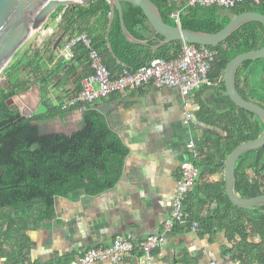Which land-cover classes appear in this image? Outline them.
I'll return each instance as SVG.
<instances>
[{"label": "trees", "instance_id": "trees-1", "mask_svg": "<svg viewBox=\"0 0 264 264\" xmlns=\"http://www.w3.org/2000/svg\"><path fill=\"white\" fill-rule=\"evenodd\" d=\"M150 1L167 25L207 34L221 31L240 14L255 12L264 15V3L239 4L233 9H223L199 4L192 6L188 4L190 0ZM110 10L108 0L58 7L51 16L52 19L60 16L56 41L59 38H62L61 43L68 41L73 36L74 27L80 24L83 29L79 34L87 33L91 49L99 53L113 78L125 70L133 73L154 59L173 61L180 57L182 42H170L152 51V47L164 38L155 33L142 9L129 3H122L125 27L134 38L149 41V45H134L126 40L116 11L109 32L110 51L106 40ZM176 14L179 24L173 17ZM263 47L264 26L259 23H248L220 45L207 47L217 52L208 76L216 85L204 87L199 92L194 114V120L209 129L199 142L198 151L206 149L211 153L206 154L203 166L199 167L195 183L197 196L193 204L188 203V209L200 224L202 236L212 240L219 232L224 233L230 247L223 250V256L230 257L237 264H264V207L242 210L233 206L226 196L225 181L199 184L205 176L224 170L233 150L257 139L263 131L264 125L256 115L232 103L223 82L230 61ZM53 48L47 46L43 52L28 50L20 56L21 49L0 75V169L3 170H0V244L8 243L10 239L15 241L10 264H21L26 260L27 244L21 239V232L34 222L53 219L55 198L97 196L112 189L121 179L124 160L129 155V149L109 128L105 117L88 104L71 108L61 105L32 118H21L16 107L6 106V101L39 84L42 104L47 107V98L54 85L57 88L61 83V74L77 75L79 64L89 62L90 65L89 49L83 45L74 49L70 62L59 60ZM44 54L48 57V65L57 62L55 69L44 66ZM259 71L264 74V59L244 62L235 73L241 96L258 105L259 102L264 104V99H259ZM250 77L256 79L258 85L257 89L254 87L253 91L247 92L243 85ZM80 92L78 90L69 101ZM207 92H212V96L203 98ZM79 108H83L84 113L78 131L70 136L36 140V128L32 122L57 116L64 119L71 110ZM235 171V192L240 198L264 196V147L242 156ZM204 206L207 209L199 212L198 209Z\"/></svg>", "mask_w": 264, "mask_h": 264}, {"label": "crops", "instance_id": "crops-1", "mask_svg": "<svg viewBox=\"0 0 264 264\" xmlns=\"http://www.w3.org/2000/svg\"><path fill=\"white\" fill-rule=\"evenodd\" d=\"M59 19L60 16L57 19L50 17L45 24L55 32L59 31ZM81 29L80 24L76 25L71 38ZM47 58L46 54L42 57L44 66L55 69L57 62L48 65ZM91 72L89 62H86L78 65L77 75L61 74V83L52 88L47 107L42 104L38 113L43 114L46 109L61 105L64 108L81 90L82 80ZM212 85L216 84L211 82ZM257 85V80L250 77L243 88L249 92ZM202 89L204 87L189 97H184L175 88L131 89L88 104L105 117L109 128L129 149L121 179L112 189L97 196L59 198L57 207L54 205L53 219L34 222L21 232V239L27 244L26 260L21 264H69L91 248L111 245L121 235L144 240L162 234L163 224L172 212L181 166L188 154L186 145L194 138L198 146L209 132L207 127L194 120ZM212 94L207 92L203 98ZM259 99H264V74L261 71ZM259 106L264 108L261 102ZM185 112L192 114L190 126L184 124ZM83 113V108L73 109L64 118L67 134L80 129ZM210 153L206 149L199 151L198 169L203 166L206 154ZM221 181H225V168L213 176H205L199 185L220 184ZM195 196L194 186L188 196L190 205ZM206 209L204 206L198 210ZM164 238L165 243L156 253L154 264H237L230 257L223 256V250L230 245L222 232L209 240L200 233L176 229L166 233ZM14 242L10 239L8 243L0 244V264H10ZM95 264L113 263L99 261ZM125 264H139L136 255L128 258Z\"/></svg>", "mask_w": 264, "mask_h": 264}, {"label": "built area", "instance_id": "built-area-1", "mask_svg": "<svg viewBox=\"0 0 264 264\" xmlns=\"http://www.w3.org/2000/svg\"><path fill=\"white\" fill-rule=\"evenodd\" d=\"M261 4L264 0H190L189 5L216 6L223 9H233L239 4ZM179 24L178 14L173 15ZM58 30L47 28L44 25L31 38V49L43 52L47 46H55ZM91 41L87 33L71 38L61 43L56 51L58 57L70 62L73 51L78 45L89 49V61L92 74L82 80V89L77 97L65 106L71 108L77 104H92L97 100L119 95L133 89L151 90L162 88L179 89L184 97L211 85L209 72L217 52L207 47H196L183 44L180 57L173 61L154 59L146 66L133 73L123 71L116 77H111L104 66L101 56L91 49ZM192 114L184 113V124L190 126ZM186 149L187 157L181 166V178L177 184L170 217L163 224L162 234H156L139 240L133 235H121L115 238L109 246L91 248L82 256L75 258L69 264H95L99 261H109L113 264H125L126 260L134 255L139 264H154L156 253L165 243V234L180 227L186 232L199 233L200 224L195 221L189 212L188 196L199 177L197 162L200 154L197 141L191 138Z\"/></svg>", "mask_w": 264, "mask_h": 264}, {"label": "water", "instance_id": "water-1", "mask_svg": "<svg viewBox=\"0 0 264 264\" xmlns=\"http://www.w3.org/2000/svg\"><path fill=\"white\" fill-rule=\"evenodd\" d=\"M92 1L95 0H0V75L11 63L15 54L21 49L23 51L34 34L48 21L54 9L60 6L85 5ZM108 2L111 10L109 13L106 40L110 51L112 50L109 44V32L116 11L119 14L121 29L126 40L134 45H149V41H140L127 31L123 19L122 3H129L142 9L149 25L155 33L164 38L158 45L152 47L153 52L170 42H182L186 45L200 47H216L248 23H259L264 26V15L248 12L233 17L221 31L214 34H207L167 25L163 21L158 8L150 0H108ZM61 41L62 38L56 41L53 48L54 52L61 44ZM262 59H264V47L257 51L238 55L228 63L223 75V82L226 94L232 103L236 107L256 115L264 125V108L254 101L245 100L239 93L235 83V73L242 63ZM6 106H16L19 109L21 118H32L41 108L40 85L35 84L30 89L9 99L6 101ZM64 123L65 120L61 116H57L46 121L32 122L31 125L36 128V140L38 141L45 138L70 136L71 134H67L65 131ZM262 147H264V128L257 139L245 142L235 148L226 161V196L232 205L239 209L248 210L256 207H264V196L243 199L235 192V169L239 159L245 154ZM58 202L59 198L57 197L55 198V207H57Z\"/></svg>", "mask_w": 264, "mask_h": 264}, {"label": "rangeland", "instance_id": "rangeland-1", "mask_svg": "<svg viewBox=\"0 0 264 264\" xmlns=\"http://www.w3.org/2000/svg\"><path fill=\"white\" fill-rule=\"evenodd\" d=\"M44 25H45V26H44L45 29H47L48 27L46 26V24H44ZM79 35H81V34H78L77 36H79ZM77 36H75V37H77ZM75 37H73V38H75ZM69 40H70V39H69ZM69 40H68V41H69ZM31 42H32V40L29 41V43L26 45V47H25L24 50L21 52V54L24 53V52H27L28 50H32V49H31V46H30ZM21 54H20V56H21ZM41 108H42V106H41ZM0 112H1V111H0Z\"/></svg>", "mask_w": 264, "mask_h": 264}, {"label": "flooded vegetation", "instance_id": "flooded-vegetation-1", "mask_svg": "<svg viewBox=\"0 0 264 264\" xmlns=\"http://www.w3.org/2000/svg\"><path fill=\"white\" fill-rule=\"evenodd\" d=\"M41 106H43L42 103H41ZM11 107H16V106H11ZM16 108H17V107H16ZM17 109H18V108H17ZM18 111H19V109H18ZM66 133H67V132H66ZM0 170L3 171L2 169H0Z\"/></svg>", "mask_w": 264, "mask_h": 264}]
</instances>
